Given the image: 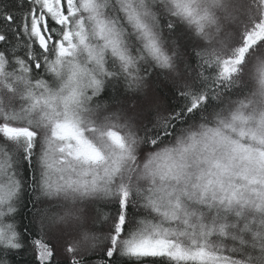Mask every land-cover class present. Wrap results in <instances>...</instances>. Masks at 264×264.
Listing matches in <instances>:
<instances>
[{
  "label": "snow or ice",
  "instance_id": "obj_1",
  "mask_svg": "<svg viewBox=\"0 0 264 264\" xmlns=\"http://www.w3.org/2000/svg\"><path fill=\"white\" fill-rule=\"evenodd\" d=\"M0 264H264V0H0Z\"/></svg>",
  "mask_w": 264,
  "mask_h": 264
}]
</instances>
